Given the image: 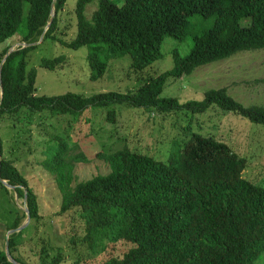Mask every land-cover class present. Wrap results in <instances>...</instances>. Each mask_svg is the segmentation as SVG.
I'll return each mask as SVG.
<instances>
[{
    "label": "trees",
    "instance_id": "obj_1",
    "mask_svg": "<svg viewBox=\"0 0 264 264\" xmlns=\"http://www.w3.org/2000/svg\"><path fill=\"white\" fill-rule=\"evenodd\" d=\"M92 1L76 0V35L62 41L54 32L66 0H0V119L15 116L22 108L29 114L48 110L56 116L119 103L159 113L186 109L194 114L215 105L264 126V105H244L226 87L208 88L201 100L180 102L160 96L169 77L191 74L238 51L264 48V0H122V4L97 0L87 17L85 8ZM51 7L55 15L44 31ZM194 14L214 20L193 36L187 54L179 56L173 49V66L145 78L133 92L36 94V69L28 68L26 57L37 44L17 46L3 60L16 41L36 42L44 31L43 40L59 39L72 49L87 46L92 80L104 74L109 59L126 53L131 58L128 67L139 71L161 56L166 36L185 37L188 17ZM65 62L60 54L42 57L40 66L53 70ZM114 116L115 111L108 110L106 117ZM190 129L187 125V132ZM50 134L53 145L46 147L40 164L54 176L61 193L58 214L79 212L84 239L93 251L103 247V239L131 243L121 256L99 264H258L264 253V186L243 176L247 158L228 143L190 131L188 138L187 133L186 139L175 140L166 160L127 146L104 149L96 156L107 162L109 171L73 185L74 163L89 159L75 151L78 143H70L68 134ZM0 176L15 185L19 198L26 196L30 221L39 218L36 194L14 160L3 156L1 136ZM24 217L20 211L7 230L19 226ZM22 238L23 229L11 233L9 251L18 262L28 264L13 252L23 245ZM62 257L58 253L47 264H58ZM0 264H13L3 249Z\"/></svg>",
    "mask_w": 264,
    "mask_h": 264
},
{
    "label": "rangeland",
    "instance_id": "obj_2",
    "mask_svg": "<svg viewBox=\"0 0 264 264\" xmlns=\"http://www.w3.org/2000/svg\"><path fill=\"white\" fill-rule=\"evenodd\" d=\"M112 1L117 4L123 2ZM95 4L97 0L86 5L87 17L96 8ZM75 8L76 0H66L58 14L54 35L62 41H69L76 35ZM213 20L214 16H189L185 37L177 40L166 36L161 45V56L150 65L139 71L133 70L128 67L131 58L126 53L109 59L106 71L96 80L89 78L87 46L72 49L62 45L59 39H42L26 57L28 68L36 69V94L74 92L90 96L108 90L133 92L145 78L173 66V49L179 56L187 54L193 45V36L206 30ZM60 54L66 57L64 64L53 70L40 66L42 57L52 58ZM211 87H226L230 95L244 105H264V48L238 51L227 58L199 66L191 74L169 77L160 96L175 97L180 102L201 100L204 92ZM111 109L115 111L113 120L106 117ZM21 110L15 116L0 119V136L3 156L14 160L19 171L28 179L38 202L39 218L29 220L23 228V245L19 246V250H13L28 264H47L58 253L63 256L58 264H73L74 261L78 264H99L106 258L121 256L131 246L122 239H103V247L98 246L93 251L84 239L86 229L79 212L70 210L58 214L61 193L54 176L40 164L46 156V147L53 143L50 141L51 132L68 134L70 143H78L75 151H81L89 159L88 162L74 163L73 185L109 171L107 162L96 156L98 151L127 146L166 160L176 145H173L175 140L178 143L180 138L187 133L188 138L190 131H194L226 142L239 155L245 156L248 162L243 176L264 186V126L215 105L194 114L186 109L159 113L119 103L90 105L82 113L56 116L48 110L32 114L23 108ZM187 125L192 128L189 132ZM25 204L26 201L19 198L14 189L0 182V249L4 250L7 228L19 212L24 211ZM25 220L26 215L21 223ZM258 264H264V253Z\"/></svg>",
    "mask_w": 264,
    "mask_h": 264
},
{
    "label": "water",
    "instance_id": "obj_3",
    "mask_svg": "<svg viewBox=\"0 0 264 264\" xmlns=\"http://www.w3.org/2000/svg\"><path fill=\"white\" fill-rule=\"evenodd\" d=\"M54 15H55L54 7H51V10H50V18H49V21H48L47 24H46V27H45L44 31H45V30L48 28V26L50 25V23H51V21H52ZM44 31H43V33H44ZM43 33L40 35L39 40H37L36 42H33V43L21 42V44L14 43V44L8 49L7 53L3 56V60H4V59L6 58V56H7L10 52H12L17 46L25 47V46H28V45H30V44H31V45H35V44L41 42V40L43 39ZM15 44H16V46H14ZM1 94H2V90H1ZM0 182H1L3 185L7 186L8 188H11V189H14V188H15V185L9 184L8 181L5 180V179H3V178H1V176H0ZM23 199H24V201H25V199H26V196H25V195H24ZM23 210H24L25 215H26V220H25L23 223H21L19 226L8 229L7 232H6V237H5L4 253H5V256L7 257V260L10 261V262L13 263V264H21V263L18 262L16 259H14V258L12 257V255L10 254V251H9V235H10L11 233H14V232H17V231L23 229V228L29 223V220H30V214H29V210H28V207L26 206V204H25V206L23 207Z\"/></svg>",
    "mask_w": 264,
    "mask_h": 264
},
{
    "label": "clouds",
    "instance_id": "obj_4",
    "mask_svg": "<svg viewBox=\"0 0 264 264\" xmlns=\"http://www.w3.org/2000/svg\"><path fill=\"white\" fill-rule=\"evenodd\" d=\"M208 64V63H207Z\"/></svg>",
    "mask_w": 264,
    "mask_h": 264
}]
</instances>
